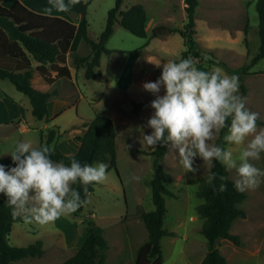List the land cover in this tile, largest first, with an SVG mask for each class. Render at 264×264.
<instances>
[{
	"label": "rangeland",
	"instance_id": "1",
	"mask_svg": "<svg viewBox=\"0 0 264 264\" xmlns=\"http://www.w3.org/2000/svg\"><path fill=\"white\" fill-rule=\"evenodd\" d=\"M32 1L37 4L48 0ZM83 1L86 3L88 34L90 38L95 39L104 27L107 11L113 7L114 0ZM255 1L197 0L194 12V39L197 47L202 50V56L192 57L196 67L207 71L219 66L230 74L216 62L221 61L233 70L249 63L259 44ZM133 4H141L145 10L148 20L145 38L134 36L116 23L106 43V47L121 50L117 51L119 53L109 54L118 59L115 68L125 67L127 62L132 63L134 60L135 68L130 84L118 81L119 73L112 75L115 78H111L109 82L110 77L107 79L102 74L106 65H99L95 69L98 73L93 79H85L82 73L81 80L75 82L65 80L64 76L61 79L42 75L38 79L37 75L33 76L34 85L40 84L44 77L46 85L49 86L48 91L54 93L51 98L60 93L61 98L68 104L77 106V114L82 118L91 119L94 113H103L111 108L122 112L123 117L128 120L125 123L121 121L115 128V165L118 175L107 168L105 181L96 183L80 212L66 213L47 225L26 220L13 223L8 243L25 246L40 240L43 254L38 257H26L10 264H60L73 255L81 245L87 218L92 219L96 231L107 240L106 264H133L136 249L147 239L139 214L153 209L149 180L153 172L150 152L154 146H148L143 142L140 129L144 126V132H151L146 125L153 109H140L134 113L132 104L154 97L152 93L142 88V82L155 81L161 74L156 63L178 61L184 48L183 41L177 33L151 38L149 25L181 28L186 18L184 0H122L120 9L126 10ZM66 15L71 19L77 16L73 13ZM6 42L7 37L0 31V45L4 46ZM83 48L86 53L87 47L84 45ZM65 55L59 56L56 61ZM69 64L76 66L71 59ZM55 67L63 68L54 62L49 66L50 69ZM82 67L84 68L83 65ZM250 68L258 71L243 76L242 83L246 89L244 94L240 91L239 93L246 97V106L251 111L259 113L263 123L258 125V128H264V59H259ZM41 70H44V67ZM83 84L89 89V97L71 94L76 86L84 93ZM0 89L8 100L12 99L28 108L25 113L26 120L35 129L27 132V135L33 146L44 142L50 129L55 133L54 140L61 136L73 140L80 135V130L83 131L79 123L75 125L76 127L65 128L60 133L56 125L32 117L28 98L17 91L9 80L0 79ZM162 92L163 89L161 94ZM6 105L0 101V121L15 112L13 107ZM75 112L76 110L72 108L67 110L60 121L66 118L70 122ZM22 118L24 119V115ZM19 134L16 129L0 131V149L9 150ZM214 140L210 143H214ZM170 144L171 142L166 147V154L161 161L163 169L170 176V182L166 187L173 194V197L165 196L166 214L163 227L174 234L171 237L163 236L160 240L162 264H199L206 252V242L199 231L202 219L195 210V206L201 200L195 196L197 184H189L188 180L206 176L211 165L197 157L196 165L200 167L199 172L196 174L185 172L178 160L177 152L171 149ZM230 147L234 154L238 153V146ZM253 163L264 169V154L260 160ZM226 172L229 179L234 181L237 178L235 170ZM244 193L246 197L239 204L244 211V217L235 219L230 228V232L238 236L239 245L235 246L222 239L217 242L216 247L229 264H264V183ZM19 215L23 216L22 213Z\"/></svg>",
	"mask_w": 264,
	"mask_h": 264
},
{
	"label": "trees",
	"instance_id": "2",
	"mask_svg": "<svg viewBox=\"0 0 264 264\" xmlns=\"http://www.w3.org/2000/svg\"><path fill=\"white\" fill-rule=\"evenodd\" d=\"M122 0H114V5L107 11L104 27L99 35L92 39L88 34V22L86 15V3L79 0L66 13L80 16L78 32L82 43L87 47L88 53L80 55L71 53V60L76 65L84 66L85 79H93L100 65V57L110 54L113 50L105 47L109 37L113 33V26L118 23L121 27L137 37L145 38L147 34V16L141 4H133L126 10H121ZM184 12L186 21L181 28H170L157 25L150 29V37L156 38L161 35L177 33L183 41V50L179 59L201 58L202 50L197 47L194 39V12L197 0H184ZM254 9L258 19L259 44L257 52L249 63L237 69H230L225 63L218 61V65L224 67L231 75L239 78V91L244 94L245 86L242 83L243 76L249 74L250 66L259 59H264V0H256ZM0 31L7 37L4 46L0 45V78L9 80L15 89L23 93L31 106V115L36 120H45L48 117L47 101L54 95L53 91H40L31 84L35 71L42 72V67L47 63H53L61 55L66 54L70 41L73 37L74 25L45 15L37 14L15 1L11 7L0 5ZM212 56L211 53H209ZM36 61L39 66L33 68L31 61ZM149 98L139 103L132 104V111L136 113L140 109H152ZM20 118L23 110L18 108ZM263 122L259 119L257 125ZM83 132L80 144L74 154H64L55 145V133L50 129L44 139L43 145L49 146L53 161L69 163V157L75 156L81 163L94 161L106 162L108 169H112L116 175L115 159V130L112 120L105 114L94 113L89 120L81 122ZM227 129L218 132L214 143L223 144V136ZM40 146V145H39ZM143 153L142 151H139ZM166 154V147L154 146L150 152L152 155V175L149 180L151 201L153 209L141 212L139 217L147 233V239L135 252L133 264H162L160 240L163 236H173V231L163 227L166 214L165 196L173 197L167 189L170 182L169 174L163 169L161 161ZM12 161L6 162V165ZM210 170L217 173L213 185L205 182L206 176L188 180L189 184H197L195 196L201 200L195 206L196 213L202 219L200 233L206 242V252L199 264H228L225 257L219 252L216 244L219 240H228L233 245H239L237 235L230 232L233 221L244 217V211L239 204L245 199L244 192H238L234 187V181L227 177L225 168L215 162ZM208 174V173H207ZM95 182L83 186L79 182L72 187L81 196L83 203L76 210L80 212L85 204L88 194L93 191ZM224 185L223 191L220 186ZM25 220L23 216L13 215V210L8 206L7 200L0 195V264H10L26 257H38L43 254L40 240L28 243L25 246H15L8 243V235L11 226L15 222ZM107 240L94 227L92 219L87 218L84 226V239L76 251L60 264H106Z\"/></svg>",
	"mask_w": 264,
	"mask_h": 264
},
{
	"label": "clouds",
	"instance_id": "3",
	"mask_svg": "<svg viewBox=\"0 0 264 264\" xmlns=\"http://www.w3.org/2000/svg\"><path fill=\"white\" fill-rule=\"evenodd\" d=\"M77 3L79 0H49L46 11L67 12ZM156 66L160 76L142 82V88L155 97L150 101L153 112L146 125L151 132H144V126L140 129L143 142L162 147L171 142L185 172H199L197 157L208 165L219 162L225 170H235L234 187L238 192L264 183V169L253 163L264 154V128H258L259 113L251 111L246 97L239 93V78L219 66L202 70L190 57ZM223 129H227L224 143H210ZM231 145L238 146L237 154ZM52 152L47 145L33 146L30 141L17 140L7 153L12 163H0V195L14 216L22 213L26 221L40 225L55 222L83 203L74 184L86 187L105 181L106 163L82 164L70 156L66 164L53 161ZM216 178L217 173L209 169L205 182L213 185ZM224 188L221 185L219 190Z\"/></svg>",
	"mask_w": 264,
	"mask_h": 264
},
{
	"label": "crops",
	"instance_id": "4",
	"mask_svg": "<svg viewBox=\"0 0 264 264\" xmlns=\"http://www.w3.org/2000/svg\"><path fill=\"white\" fill-rule=\"evenodd\" d=\"M15 1L19 2L21 5L26 7L28 10H30V11L32 10L37 14L45 15V16H49V17H53V18H58L60 20H64V21L74 25L73 37L70 41L68 51L66 52L65 57L54 62L58 66L63 67V68L57 69V67H55V69L54 68L50 69L49 66L51 63H47L43 66L44 70H42L41 73L39 71H35L33 73V76L37 75L38 79H40V77H42V76H45L47 78L58 77L59 79H61V77L64 76V78H66L65 80H70L73 82L81 80V78L83 77L82 73L84 74V68L82 67V65L71 66L69 64V60L71 59L70 58L71 53H77L80 55H86L88 53V51L85 53V50L83 48L84 45L82 44V41H81V38H80V35L78 32V23L80 20V16L76 14L78 17L74 16V18L71 19L70 16L66 15L69 13H66V12H57L55 9H53L51 13L47 12L46 9H48L50 7V4L48 3L49 0L43 1L42 3L40 1L37 4L34 3L32 0H0V2H2V3H0V5L4 6L6 8H9V7H11V5ZM70 14H72V13H70ZM152 27L153 26L150 24L149 28H152ZM113 29H114V26H113ZM4 35H5V33H4ZM105 47H106V44H105ZM106 48H108L109 50H113V52H111L110 54L119 53L117 51H121V50H119L117 48H113V47H106ZM108 55L109 54H107V56L103 54L101 56L100 66L106 65V69H104L102 74H104L107 77V79H108V77H110V79H108V81L110 82L111 78L112 79L115 78V77H112V75L115 76V74L119 73L118 81H120L122 84L126 83V82H127V84H130L131 79L133 77V73H134L133 70L135 68L134 60L132 59L133 60L132 63L127 62L125 64V67L115 68L114 66L118 65V59L111 57V55H109V56ZM31 66L33 68H36L37 66H39V63L32 60ZM256 71H258V70H255L253 68L249 69V73H253ZM32 79H33V77H32ZM32 79H31V84L34 88H36L37 90H40V91H48L49 86L46 85V83H45L46 79H44V77L41 80V83L36 84V85H34L32 83ZM83 89H84V93H82L81 89L76 86L75 89H73L71 91V94H75L78 97H83V98L89 97L88 87L86 88V86L84 85ZM7 98L8 97L0 89V101L2 103H6L7 104L6 106L13 107L15 109V112L12 116L5 117L3 120L0 121V131L16 129L20 132L17 140L30 141L29 135H27V132H29L31 129H35V128L32 125H30L26 120L27 118H26L25 113H27L28 108L27 107L25 108L23 105L16 103V101H14L12 99L8 100ZM19 107H21L23 110L24 119L20 118V113H19V109H18ZM71 108L73 110H76L75 116L72 117V120L69 122L65 118L64 120L60 121L65 116L64 114L66 113V111L71 109ZM47 111H48L47 119H45V120L43 119L40 121H44V123L56 125L59 128L60 133H62L63 129H65V128H68L71 126L76 127L75 125H78L79 123L83 122L84 120H89V117H87V118L80 117V115L77 114V106L72 105V104H68L65 100H63L61 98L60 93L58 95H55L53 98H50L47 101ZM30 113H31V106H30ZM102 114L107 115L112 120L113 125H114V130L121 123V121L125 123L128 120L127 118L123 117L122 112H120L119 110H116V109L114 110V109L109 108L106 112H103ZM18 119H22V120L17 121ZM46 120H47V122H46ZM1 125H3V126H1ZM80 131H81V133L76 139L72 140V139H69L67 137L61 136L58 139L54 140L50 144V146L52 147L53 145H55L64 154H74L76 152L79 144H80V139H81V135L83 132L82 130H80ZM17 140H15L14 142H16ZM14 144H12V146L10 147L9 150H6L5 148L2 150L0 149V163L6 164L7 161L11 160L10 155L7 153L12 150ZM39 145H43V142L42 143L39 142L38 146ZM19 216H21V215H19ZM202 258H201V260H202Z\"/></svg>",
	"mask_w": 264,
	"mask_h": 264
}]
</instances>
